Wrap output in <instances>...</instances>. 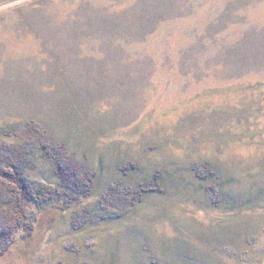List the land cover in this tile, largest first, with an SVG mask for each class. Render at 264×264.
Returning a JSON list of instances; mask_svg holds the SVG:
<instances>
[{
    "label": "rangeland",
    "instance_id": "rangeland-1",
    "mask_svg": "<svg viewBox=\"0 0 264 264\" xmlns=\"http://www.w3.org/2000/svg\"><path fill=\"white\" fill-rule=\"evenodd\" d=\"M19 151L52 192L0 264H264V0H0V169Z\"/></svg>",
    "mask_w": 264,
    "mask_h": 264
},
{
    "label": "trees",
    "instance_id": "trees-1",
    "mask_svg": "<svg viewBox=\"0 0 264 264\" xmlns=\"http://www.w3.org/2000/svg\"><path fill=\"white\" fill-rule=\"evenodd\" d=\"M42 147L45 149L46 147L48 148L46 157L51 161L61 178L67 179L71 183L73 181L78 186H83V183H86L84 186L88 184L87 182H84L83 179H78L76 176L78 169L73 166V163L70 164L71 161L69 157H66L67 149L65 144L60 143L57 148H52L51 144L46 141L43 143ZM26 157L27 155L25 152H22L21 154L19 151V155L15 154V156L9 161L11 166L10 170L0 169V177L7 182L3 185H5V188L9 186V191H7L15 195L14 198L11 196L10 199H6L7 203H12V199H14L15 201L13 205L18 211L15 215L13 213V216L15 217L5 215L0 218V257L4 256L14 244V234L20 229V226H23V230L27 232L25 235L32 234L36 225L34 216L36 212L35 205L42 204L50 198L49 196H51V190L33 185L25 178L22 168ZM88 176L89 175H87V178L85 177L87 181L90 179ZM1 204L0 201V205ZM33 206L35 207L32 209ZM16 215L19 218V221L17 220Z\"/></svg>",
    "mask_w": 264,
    "mask_h": 264
}]
</instances>
